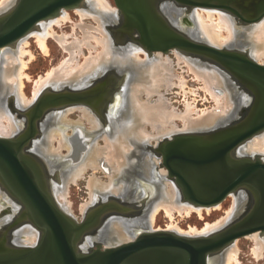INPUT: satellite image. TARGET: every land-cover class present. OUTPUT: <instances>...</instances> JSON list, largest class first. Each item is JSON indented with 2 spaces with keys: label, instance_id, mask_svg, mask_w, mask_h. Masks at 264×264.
<instances>
[{
  "label": "bare ground",
  "instance_id": "6f19581e",
  "mask_svg": "<svg viewBox=\"0 0 264 264\" xmlns=\"http://www.w3.org/2000/svg\"><path fill=\"white\" fill-rule=\"evenodd\" d=\"M8 1L2 0L0 7L6 6L5 3ZM172 3L171 1L166 3L164 1L163 10L179 28L178 20L184 12ZM13 7L4 13H0V15H5L7 12L12 14L14 11ZM75 8L81 19L78 23L73 22V33L71 34V36L73 35V40H69L70 34L67 35L62 32L58 34L54 31V24L61 26L67 20L71 22L67 11L68 8H62L56 14L40 20L15 42L0 48V137L13 138L22 129L12 114L8 112L5 105L9 98L8 95L16 94L17 102L19 98L22 105L28 108L31 104H34V99L37 100L41 93L50 86L61 87L65 84H71L74 87H79L85 84L86 79L101 69L108 67L120 71L124 69L127 70L129 76V82L127 83L129 87L126 85L127 97L125 100L120 99L119 101V96L116 94V105L114 106L115 109H113L115 111L109 113V115L107 114L109 118L108 124H103L93 107L88 105L86 101L73 103V105L70 104L59 109L53 117H47L41 121L42 132L29 145L30 153L33 152L37 155L45 156L49 159V164L53 168L57 167L63 158V160L67 161L61 180H59L60 182H51L59 204L65 211H68L69 203L67 202V208H64L63 204L67 201L65 198L67 197L70 184L76 183L75 181L80 179L87 169L92 168L94 173L88 181L90 201L82 206V212L87 216L91 208H93L91 204L93 205L98 199L108 196L121 195L125 197V195H128L132 188L131 177L133 173L135 174V168L141 167L142 175L148 181H151V183L148 182L149 187L147 185L143 188L144 193L149 196L153 193L152 197L158 193V200L149 206V213L144 218L111 216L109 221L103 226L99 237L105 247L117 244L123 240H134L139 233L151 230L147 229L139 232L141 230L139 228L146 226L148 222L151 225L154 223L155 216L161 209L172 218L175 211L180 213V215L181 213L190 214L192 211H196L200 215L204 207H207L206 210L219 208L220 202L214 204V206H196L192 203L182 202L180 191L175 186L174 180L170 176L171 182L167 180L168 174L164 169H159L162 177L157 176L158 174L154 169L157 163H155L154 158H149L143 147L152 138H159L162 134H172L171 131L175 130L177 126L173 127L170 121L173 118L175 119V117L183 119L184 131L217 127L220 123L229 120L230 116L234 114L232 112L235 110L234 105L238 103L237 98L240 100L239 97L242 96L232 90L227 77L220 69L212 68L208 64L192 59L185 50L174 47L171 50L176 54L175 57L179 63L180 60L184 61L188 71L193 73L197 80L201 81L202 89L215 102L214 109L205 107L197 109L194 99L191 101L185 99L184 112H177L174 107L168 105L170 102L167 103L168 100L164 93L161 92V89L164 87L167 89L175 84L183 90L185 96L188 93L194 94L195 91L192 90L191 92V90L185 89L187 85L185 77L183 78L176 73L177 70L174 71L175 68H173L169 55L167 54L166 56L164 54L168 53L169 50H149L143 47L144 51L136 47H129L116 51L112 33L107 31L105 25L119 16L117 7H113L107 0H82ZM192 9L193 12L190 16L184 15L185 23L194 25L191 35L203 38L209 45L217 48L229 45H235L240 48L246 47L254 60L264 64V14L259 19L256 18L257 20L246 23L248 26L238 28L240 23L237 20L238 18L236 19L227 9L211 6L194 7ZM121 15L122 13H120V17H122ZM90 17L95 20V24L86 20ZM76 28L81 30V36L74 35ZM30 36L36 38L40 47L45 51L44 53L49 50L47 41L48 37L52 36L63 50L68 53V57L48 70L45 75L42 74V76L39 75L40 77H37L34 83V92L32 91L34 96L31 100H28L25 97L26 94L24 95L22 91L24 85L22 76L25 74L23 71L27 65L24 61V55L27 53L25 48ZM84 47L89 50V55L83 54ZM92 50H95L96 53L94 54ZM139 52H144L145 57L140 56ZM82 54L85 58L81 62L79 57ZM32 57L34 58V56ZM24 77L29 76L25 74ZM174 78L179 80V82H174ZM26 79L28 80V78ZM153 95L157 96L155 102H152L151 99ZM76 106H79L77 108L83 111L84 118L86 116L88 117L86 120L91 121L88 122L92 125L91 129H86L87 127H84L80 119L75 121L68 118V111L70 109L74 110ZM83 115L81 116L83 117ZM4 119H6V122ZM169 123L171 124L169 128L171 131L168 130V132L170 133L160 131L159 136L158 134L154 136V134L147 132L146 126L144 127L145 124H149L151 128L161 129V125L165 127ZM68 128L72 130L70 134L67 132ZM101 138L105 142L103 145L100 143ZM55 141H57L56 146L54 144ZM63 148L68 150L67 154H63ZM239 152L252 157L261 155L260 157L264 159V130L244 142L239 147ZM36 163L40 165L39 167H42L38 160ZM42 163L46 165L43 160ZM100 167L103 169L102 172L105 173L108 181H103L102 178L96 175L95 171ZM101 168L100 170H102ZM45 178L48 180L49 177L42 176L41 179L44 183ZM239 200L237 197L234 198L232 209L226 213L227 216H224L225 218H219L220 220L218 219L217 223L205 224L206 227L201 228V230L193 227L190 232L186 231L184 233L179 230L180 228L177 225V227L173 225L170 226L174 227L171 231L187 236L208 235L218 231L230 222V217L234 214V208L239 206ZM14 204L15 201L13 202ZM39 236L38 228L29 223L24 224L17 231L16 243H22L24 246L26 245L25 247H34ZM249 236H252L250 238H253L255 242L253 251L258 257L259 255L262 256L260 252L264 249V232L258 230ZM237 255L238 248L232 242L231 245L229 244L226 247L224 261L222 262L221 260V264H231L233 262L234 264H240L238 263ZM215 259V257L211 258L212 264H220V259Z\"/></svg>",
  "mask_w": 264,
  "mask_h": 264
},
{
  "label": "water",
  "instance_id": "95a60500",
  "mask_svg": "<svg viewBox=\"0 0 264 264\" xmlns=\"http://www.w3.org/2000/svg\"><path fill=\"white\" fill-rule=\"evenodd\" d=\"M81 1L17 0L12 14L0 15V48L18 40L40 20L62 8H75ZM164 1L185 6L186 11L211 6L243 17L230 4L217 0H115L125 22L114 33L127 31L132 41L149 50H185L236 79L242 91L252 93L255 103L249 119L177 134L150 147L162 158L181 200L211 206L240 188H249L257 199L254 209L208 235L147 230L133 241L103 246L100 239H93V233L110 214L108 209L100 208L77 221L56 202L48 180L42 181L44 174L36 163L42 161L40 156L30 153L29 145L39 136L38 123L46 113L89 99L83 90L49 88L29 109H19L28 117L27 128L13 138L0 137V188L17 204L0 215V264H212L211 258L221 255L236 239L258 230L264 232V161L239 152L244 142L264 130V64L244 49L217 48L182 33L163 10ZM258 8V15L244 22L259 19L264 5ZM140 201L146 202L145 197ZM28 223L40 233L34 247L16 243L17 230ZM91 241L96 247L88 244Z\"/></svg>",
  "mask_w": 264,
  "mask_h": 264
},
{
  "label": "rangeland",
  "instance_id": "374dc122",
  "mask_svg": "<svg viewBox=\"0 0 264 264\" xmlns=\"http://www.w3.org/2000/svg\"><path fill=\"white\" fill-rule=\"evenodd\" d=\"M16 1L17 0H9L7 3H5L6 6L0 7V13H4V12L10 10L14 6ZM107 1H109V3L113 7H117V5L115 3V0H107ZM1 2H2V0H0V5L2 4ZM176 6L177 7L179 6L178 8L184 12V13H182V17H180V19L178 20V22H179V28H178L179 31H181L184 34L186 33L187 35H189L190 37H192L196 41L207 43V41H205L203 38H199V37H197V36H195L193 34L191 35V30L194 29L193 28L194 25L185 23L184 15L186 14L187 16L188 15L190 16V14H192V12H193V9H190L189 11L188 10L186 11V7L185 6L184 7L181 6V5H176ZM117 9L119 10V16L117 17V19H115L114 21H111V22H109L108 24L105 25L107 31L109 33L110 32L112 33L111 35L113 36L114 41H115L116 51L123 50V49L129 48V47H136L138 49H141V50L145 51L144 48H146V47L138 44V42H136V41H132L131 39H128L130 37L124 38V37H121L120 34H119L120 37L116 36L117 34L114 33L113 26L115 25L116 21H118V19L120 18V13H121L120 9L118 7H117ZM76 10H77L76 8L67 9V11L69 12V16H70L71 22L69 20H67L66 22L62 23L61 26L54 24V31H56L58 34H61V32L62 33H66L67 35L70 34L69 40H73V35L71 36V34L73 33V25H74V23H78L80 21V19H81L79 14H78V12H76ZM86 20L89 23H93V24L96 23L95 20H93V18H91V17L86 19ZM246 26H248V24L246 25V23H243V24L239 23V27L238 26L237 27L238 28H240V27L243 28V27H246ZM110 29H111V31H110ZM125 32L127 34V31H125ZM81 34H82L81 30L79 28H76L75 32H74V35L81 36ZM121 34H122V32H121ZM126 34H124V35L126 36ZM27 42L28 43H27V46L25 48V50H27V53H25L26 55H24V61L26 62L27 65H26V68L24 69L23 72L25 74H27V76H29V77H24L25 74L24 75L22 74L23 75L22 76V81H23V84H24L23 87H22V91H23L24 95L26 94L25 95L26 99L31 100L32 97L34 96L33 95L34 94L33 93L34 92L33 88L35 89V84L34 83H35V80H37V77L42 76V74L45 75L48 70H50L54 66L60 64L63 60H65L68 57V53L63 50V48L59 45V43L55 40V38H52V36L48 37V41H47V45L48 46H47V48L49 50L46 53H44L45 51H43V49L40 47L38 41L36 40V38L34 36H30L28 38ZM222 48H231V49L233 48V49H240V50L244 49V51L249 52V50L246 47L240 48V47L235 46V45L224 46ZM92 51H93L94 54L96 53L95 50H92ZM83 52H84L83 54H86V55H89V53H90L89 50L86 47H84V51ZM139 53H140V56L145 57V55H144L145 53L144 52H142V53L139 52ZM83 54L80 55V57H79L81 62L85 58V56ZM164 54L166 56H167V54L169 55V58H170V60L172 62V65H173V68H175L174 71L177 70L176 73L180 74L183 78L185 77V80L187 82V85H186L185 89L191 90V92H192V90L195 91L194 94L193 93H188L187 96H185L183 90L178 85L174 84L172 87H168L167 89H165V87H164L163 89H161V92L164 93V96L168 100V101L167 100H165V101H167V103L170 102V103H168V105L171 106V107H174L177 112H182V111L184 112V110H185V105H184L185 99H189L190 101L194 99L197 109H203L204 107L205 108H209V109H212V108L214 109L215 102L212 100L210 95L207 94V92H205L202 89L201 81L197 80L194 77L193 73L188 71V67L185 65L184 61L180 60V63H179L178 59L175 57L176 54L174 52H172L171 49L168 51V53H164ZM187 54L192 59H195V60L201 61V62H203L205 64H208L212 68H217V67H215L213 65H210L208 62H206V61H204V60H202V59H200L198 57L191 56L189 53H187ZM31 55L34 56V58ZM111 69H112V67H108V68H104V69L99 70L97 73L93 74V76H90L88 79H86L85 84L80 85L79 87H74V85H71V84H65V85H62L61 87L50 86L47 89L50 88V89H54L56 91H60V90H65L67 88L70 89V87H71L73 89H79L80 90V89H83V87H85L89 83H91L92 80L94 79V77L98 73L105 72V71H108V70L110 71ZM113 70L115 72H119L120 73L119 77L121 78L120 79L118 77L117 82L115 81V83H114V84L119 83V87L117 88L116 94L119 96V101H120V99L121 100H125V98L127 97L126 85L129 82L128 72H127V70H124V69L122 71H120L118 69H114L113 68ZM221 72L225 75V77H227L228 82L231 85L232 90L235 91V93L238 94L239 96H242V97H239L240 100H238V98H237L238 103L237 104L235 103L236 104V105H234V109L235 110L232 112L234 114L230 116L229 120H227L228 122H225V124L226 123L228 124L235 117H237V115L240 114V111H241V109L244 106V103L246 101V94L244 93V91H242V88L238 85V83H236L233 80V78L230 77V75H228V73H225L222 70H221ZM26 78H28V80ZM174 82H179V80L174 78ZM127 86L129 87V84ZM47 89H45V91ZM42 93L44 94V92H42ZM196 93H198V94H196ZM8 97L9 98H8L7 102L5 103V105H6L7 109H8V112L12 114V116L16 119L17 123H19V125L21 126V121L18 119L17 115L14 113L12 107L17 106L18 107V108L16 107L17 109L27 110V109H29L31 107L32 104L28 108H26L19 101V98H18V102H17V95L16 94H10V95H8ZM35 97H36V95H35ZM206 97H208V98H206ZM151 99H152V102H155L156 99H157V96L153 95ZM34 101H36V100L34 99ZM71 105H73V104H71ZM77 107L79 108V106H76V108L74 107L75 109L73 108L74 110L70 109V111H68V113H67L68 118L71 119V120H75V121L80 119L81 122L84 124V127L85 128L87 127L86 129H88V130L91 129L92 125H91V123H88V122H91V121H87L86 119H88V117L85 116V118H84L83 111L81 109H78ZM94 108L95 107H93V109ZM71 110H72V112H71ZM57 112L58 111L50 112V113H48L45 116L50 118V117H53L54 114L57 113ZM22 115L26 116L24 113ZM81 115H83V117ZM6 116H8V115L6 114ZM98 117L103 122V124H108V120L107 119L105 120V119L101 118L99 115H98ZM26 118L28 119L27 116H26ZM27 119H26V121H27ZM4 121L6 122V119H4ZM170 122H171V124H173V127L177 126V128H175V130L171 131L169 129L171 127L170 123L167 124L165 127L163 125H161V129L151 128V126L149 124H145L144 125V127L146 126L145 129L147 130V132H149L151 134H154V136L157 135V134L159 136V134H160L159 132L160 131H162V132L167 131L166 133H170V132H168V130H169L172 133L170 135L162 134V136H160L159 138H152L150 140V142L149 143H145L144 144L145 147H143L144 151L149 156V158L150 157H152V159L154 158L155 163H157L154 169H155V171L158 174L157 176H160V177H162V175H160L159 169L166 170L167 174H168V170L162 164V158L160 156L156 155V153H154L152 151L150 146L151 145L152 146H159L165 139L172 138V136L174 134L192 132V131H184V126L185 125H183V119H181L179 117H175V119L173 118ZM41 125H42V122H40V124H39V128L40 129H42ZM217 127H218V125H217ZM67 132L70 134L72 132V130L70 128H68ZM19 133H21V132H19ZM100 143H101V145H103L105 143L103 138L100 139ZM54 144L56 146L57 145V141H55ZM62 152H63V154H67L68 150L63 148ZM38 156H40V158L43 161H45L46 167H49V171H51V172L55 171V173H57V171L59 172L57 174V178L55 180H52V177L50 178L52 180L51 182L55 181L57 183L59 180H61L62 172H63L64 166L66 165L67 161L63 160L64 159L63 158L62 161L59 162V165H57V167L53 168L49 164L50 163L49 159H47L45 156L40 155V154H38ZM257 156H261V155H257ZM257 156H254V157H257ZM262 160H264V159L262 158ZM100 168L95 171L96 175L98 177L102 178L103 181H108L107 176L105 175V173L102 172L103 169L101 168L102 170H100ZM135 170H136L135 174L133 173V176L131 177L132 179L130 178L131 179V187L132 188H131V191H129V192H130V194L132 193V195H133L132 197L133 198H138V196H142V195L145 194L143 188L146 187L147 185L149 187L148 182L151 183V181H148V179L145 176L142 175V172H141L142 168L141 167H137V168H135ZM93 173H94V171H93L92 168L91 169H87V171L83 174V176L80 179L75 181L76 183L73 182V183L70 184V186L68 188L67 197L65 198L67 201H65L64 204H63V207L67 208V202L69 203L70 207H69L68 211L71 209L69 212L65 211L62 208V206L59 204V201L55 197L52 185H50L51 189H52V192L54 194V198H55L56 202L60 205V207L65 212L70 213L71 215H73L76 218V220L79 221V222L82 221V219H84V216H85V214H83V212H82L83 204H85V203L87 204L90 201L89 200L90 199V194H89L88 181H89L91 175H93ZM138 178H139V180H138ZM167 180L171 182L169 175H167ZM175 186L177 187L176 184H175ZM152 194L153 193H151V195ZM157 196H158V193L153 195V198L147 203V206L144 209L145 210V212H144L145 214H143V215H141L139 217L137 216L138 218L141 219V218H144L145 216H147V214L149 213V206L152 205L154 202H156L158 200ZM108 197H110V196H108ZM108 197L101 198V199H106ZM234 198H236V195L233 192V193H230L223 201H221L219 203V204H221L219 206V208H210V210L209 209L206 210L207 207L202 208V211H201V214H200L201 216L196 211H192L190 214H187V213H183L182 214L181 213V215H180V213L175 211L174 214H173V217L170 218L166 214V212L163 209H161L156 214L154 223L151 225L148 222V224L146 226H144L145 228L144 227H140L139 228V229H141V230H139V232L142 231V230H147V229H151V230H169V231H171V229L174 228V227H170V226H173V225L174 226L177 225L180 228L179 230H181V232H183V233L186 232V231L190 232V229L193 228V227L197 228L198 230H201V228L206 227L205 224L207 225V224L215 223L219 218L221 219V217L225 218L224 216H227L226 213L228 211H230L232 209V207H233L232 203L234 202ZM243 198L244 197L242 196L241 199L239 200V203H238L239 206L237 208H234L235 209L234 210V214H233V216L230 217V221L236 215H239V213L241 211V206L243 205V201H241V200H243ZM181 201L185 202V203H189V202H186V201H183V200H181ZM13 202L14 201L9 198L7 193L0 188V205H1L0 206V215L8 207L16 208L17 204L15 202V204L13 205ZM189 204H191V203H189ZM93 205L91 204V207ZM7 217L9 218V216H7ZM122 217H124V216H122ZM133 218H135V217H133ZM178 232H180V231H178ZM249 235L240 237V238L236 239L235 242H233L234 244H236V246L238 248V255H237V258H238V261H239L238 263H240V264H264V249L260 252L262 254V256L259 255V257H258L255 254V252L253 251V249L255 248L254 247L255 246L254 245L255 244L254 239L250 238L252 236H249ZM20 239H22V238H20ZM131 240H133V239H131ZM131 240H129V241H131ZM124 242H128V241L123 240L121 242H118L117 244L108 245L106 247L119 245V244L124 243ZM18 245L24 246L22 243H20ZM225 251H226V248L222 251L221 255L215 257L216 258L215 260L220 259V264H221V260H222V262L224 261L223 258H224V252ZM231 264H234V262L231 263Z\"/></svg>",
  "mask_w": 264,
  "mask_h": 264
},
{
  "label": "flooded vegetation",
  "instance_id": "af4514ba",
  "mask_svg": "<svg viewBox=\"0 0 264 264\" xmlns=\"http://www.w3.org/2000/svg\"><path fill=\"white\" fill-rule=\"evenodd\" d=\"M220 1L222 3L230 4L240 14L243 15V17L241 18L238 15H236L234 12L228 10L233 16H235L236 19L238 18L237 20L240 23H246V22H244V20H247L250 18L252 19V18L256 17V15H258V13H259L258 7L264 5V0H262V1L261 0H220ZM217 2H219V0H217ZM255 11H256V14H255ZM121 16L122 17H120L118 19V21H116L115 25L113 26V31L114 30L115 31L121 30L122 25L125 22L124 16L123 15H121ZM119 34L121 35V37H124V38L130 37L128 33L127 34L124 33V34H126V36H125L124 34H121L120 32H118L116 36L120 37ZM128 39H130V38H128ZM119 76H120V73L115 72L112 68L110 71L108 70L105 72L98 73L94 77L92 82L89 83L88 85H86L85 87H83V89L79 90V89H73L70 87V90L71 89H72V91H82L83 90L84 91L83 93H85L86 95L89 96L88 97L89 99L86 101V102H88L87 104L92 106V107H95L96 109L94 108L93 110L101 118L108 120L109 119L108 118L109 113L115 111L113 109H115L114 106L116 105L115 104V96H116L117 88L119 87V83H116V84H114V83H115V81L117 82V79ZM234 81L237 83L236 79H234ZM243 90H244V93L246 94V101H245L244 106L242 107V109L240 111V114L237 115V117H235L233 119L234 120L233 122H236V123L240 122L241 120L250 118V116L252 114V108H253L254 103H255V98L252 95V93L250 91H247L246 89H243ZM16 107L17 106L12 107L13 111L17 115L18 119L21 121L22 130L26 129L27 128V125H26L27 124V121H26L27 118H26V116H23L22 113H19V109H17L18 107L17 108ZM47 114L48 113H46L45 115H47ZM45 115H44V118L40 119L39 124L41 121H43L44 119L47 118ZM39 130L41 133L42 131L40 128H39ZM39 163L42 165V167H40L42 170V173L44 174V176L49 177L48 183H49V185H51V181L55 180L57 178V174L59 172L57 171V173H55V171H52V172L49 171V167H46V165H44L41 160L39 161ZM51 177H52V180L50 179ZM50 190H51V188H50ZM235 195H236L238 200L241 199L242 196L244 197L243 200H241V201H243V205L241 206V211H240L239 215L235 216V217H237V219L240 220L241 218H238V217H240V216L242 217L243 214L246 215L254 209L257 199H256L254 192H252V190L249 188H240L235 192ZM132 196H133L132 193L125 195V197L121 196V195L120 196H110L106 199H99L98 201H96L94 203V205L92 206L93 208H91V210L89 211L90 215H93L94 213L97 212V210H100V208H103V207L108 209L110 214L103 219L102 223L99 224V226L96 222V224H97L96 228H95L96 231L93 233V236H94V237L92 236L93 239H99L103 226H105V224L109 221L111 216L113 217L116 215H121V216H124L127 218H133V217H137V216L139 217V216L145 214L144 209L146 208L147 203L153 197L149 196L147 194H144L142 196H138V198H133ZM142 197H145L146 202L140 201V199H142ZM118 198H120V199H118ZM116 200L118 201V203ZM118 204L121 205V208L123 207V209H122L123 211H119L120 207ZM131 210H133V211H131ZM123 212H125V213H123ZM90 240H92V238ZM88 244H90L92 247H96V245L94 243H92V241Z\"/></svg>",
  "mask_w": 264,
  "mask_h": 264
}]
</instances>
